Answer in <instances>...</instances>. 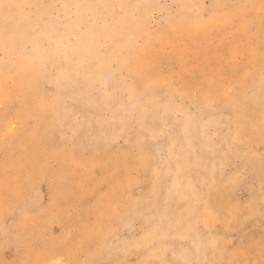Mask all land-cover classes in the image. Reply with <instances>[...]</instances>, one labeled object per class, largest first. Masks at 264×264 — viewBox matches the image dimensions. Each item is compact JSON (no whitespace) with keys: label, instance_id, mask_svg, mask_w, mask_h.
Instances as JSON below:
<instances>
[{"label":"rangeland","instance_id":"obj_1","mask_svg":"<svg viewBox=\"0 0 264 264\" xmlns=\"http://www.w3.org/2000/svg\"><path fill=\"white\" fill-rule=\"evenodd\" d=\"M0 264H264V0H0Z\"/></svg>","mask_w":264,"mask_h":264},{"label":"bare ground","instance_id":"obj_2","mask_svg":"<svg viewBox=\"0 0 264 264\" xmlns=\"http://www.w3.org/2000/svg\"><path fill=\"white\" fill-rule=\"evenodd\" d=\"M123 29V28H122Z\"/></svg>","mask_w":264,"mask_h":264}]
</instances>
